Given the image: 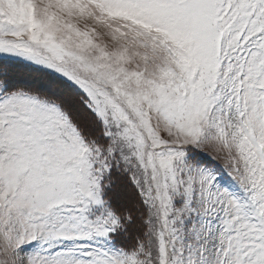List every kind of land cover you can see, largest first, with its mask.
<instances>
[{"label": "snow or ice", "instance_id": "obj_1", "mask_svg": "<svg viewBox=\"0 0 264 264\" xmlns=\"http://www.w3.org/2000/svg\"><path fill=\"white\" fill-rule=\"evenodd\" d=\"M0 264H264V0H0Z\"/></svg>", "mask_w": 264, "mask_h": 264}]
</instances>
